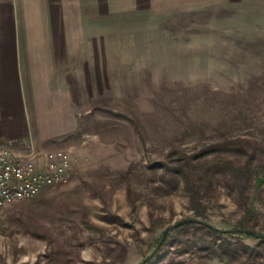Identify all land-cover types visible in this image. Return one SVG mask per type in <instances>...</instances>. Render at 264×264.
<instances>
[{"label":"rangeland","instance_id":"obj_1","mask_svg":"<svg viewBox=\"0 0 264 264\" xmlns=\"http://www.w3.org/2000/svg\"><path fill=\"white\" fill-rule=\"evenodd\" d=\"M89 1L35 137L71 178L0 208V264H139L181 220L143 264H264V0Z\"/></svg>","mask_w":264,"mask_h":264},{"label":"crops","instance_id":"obj_2","mask_svg":"<svg viewBox=\"0 0 264 264\" xmlns=\"http://www.w3.org/2000/svg\"><path fill=\"white\" fill-rule=\"evenodd\" d=\"M159 1L113 0L109 8L108 0H90L87 10L91 12L94 6L97 14L121 13L152 7ZM178 1L191 4L190 0ZM81 2L0 0V142L3 145L21 149L28 140L38 141L51 135L53 103H59L57 95L66 93L67 63L75 56L76 42L68 36L75 28H69L66 22L83 18L86 0Z\"/></svg>","mask_w":264,"mask_h":264},{"label":"built area","instance_id":"obj_3","mask_svg":"<svg viewBox=\"0 0 264 264\" xmlns=\"http://www.w3.org/2000/svg\"><path fill=\"white\" fill-rule=\"evenodd\" d=\"M71 175V157L63 148L44 149L28 140L13 149L0 142V208L64 184Z\"/></svg>","mask_w":264,"mask_h":264},{"label":"trees","instance_id":"obj_4","mask_svg":"<svg viewBox=\"0 0 264 264\" xmlns=\"http://www.w3.org/2000/svg\"><path fill=\"white\" fill-rule=\"evenodd\" d=\"M255 181H256V187L258 188L259 186H260V183L262 182V179L261 178H259L258 176L256 177V179H255ZM254 211H253V208H249L246 212H245V218L247 219L251 214H254L253 213ZM192 221H190V220H188V221H186V222H184V223H182L181 225H184V224H190ZM200 224H198L200 227H203V228H205L208 232H210V233H212V234H214V235H216L217 237H219V238H221V239H223V240H226L225 239V237H224V235L225 234H227L228 232L226 231V230H223V229H220V228H217V227H214V226H212V225H210V224H208V223H205V222H200V221H198ZM258 237H260L262 240H264V235L263 236H258ZM223 243H221V245H222ZM246 248H249L248 246H246ZM251 251H250V255H255V251L253 250V249H250Z\"/></svg>","mask_w":264,"mask_h":264},{"label":"water","instance_id":"obj_5","mask_svg":"<svg viewBox=\"0 0 264 264\" xmlns=\"http://www.w3.org/2000/svg\"><path fill=\"white\" fill-rule=\"evenodd\" d=\"M183 222H185V220L178 221V222H176V223H174V224H172V225L166 227V228L163 230L162 235H161V238H160L158 244L156 245V247H155V248L153 249V251H152L149 255H147V256H146V257H145V258H144L139 264H143L144 262H146L148 259L151 258V256L156 252L157 248L159 247V245L161 244V242H162L163 239L165 238V235H166V233L169 231L170 228L177 227L178 225L182 224ZM243 231H248V232H249V230H245V229H244ZM22 264H24V263H22Z\"/></svg>","mask_w":264,"mask_h":264}]
</instances>
